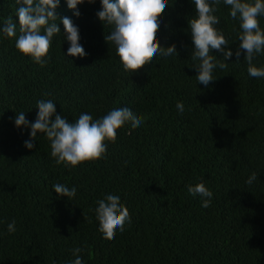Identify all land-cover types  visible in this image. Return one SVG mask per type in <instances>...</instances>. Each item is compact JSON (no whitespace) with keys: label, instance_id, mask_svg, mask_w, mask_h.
I'll return each instance as SVG.
<instances>
[{"label":"trees","instance_id":"trees-1","mask_svg":"<svg viewBox=\"0 0 264 264\" xmlns=\"http://www.w3.org/2000/svg\"><path fill=\"white\" fill-rule=\"evenodd\" d=\"M168 3L157 36L179 55H157L130 73L104 39L112 26L96 16L100 0L79 4V17L61 0L57 13L78 26L87 55H65L70 45L57 20L61 32L43 67L15 47L16 0H0V26L9 16L17 22L16 37L0 35V264H69L76 247L83 264H264V78L248 74L243 52L236 60L240 23L221 0L215 27L233 55L208 87L198 84L188 29L194 4ZM258 19L264 30V16ZM253 62L264 66V54ZM42 99L69 122L129 107L142 123L119 128L103 158L66 167L44 134L28 149L30 128L14 124L19 112L34 122ZM199 182L213 192L208 208L187 191ZM56 183L76 187L75 197L58 196ZM107 194L120 196L131 216L114 239L98 231L95 214ZM13 220L17 230L9 234Z\"/></svg>","mask_w":264,"mask_h":264},{"label":"clouds","instance_id":"clouds-1","mask_svg":"<svg viewBox=\"0 0 264 264\" xmlns=\"http://www.w3.org/2000/svg\"><path fill=\"white\" fill-rule=\"evenodd\" d=\"M61 0H16L19 7L16 11L19 24V36L15 40L16 49L23 55L30 56L34 62L43 67L47 60L54 35L61 29L57 20L62 22L64 39L69 42L66 56L84 58L87 53L79 43V28L71 18L61 17L57 13ZM94 3L95 0H87ZM67 7L74 11V15H81L78 5L85 0H66ZM196 15L188 20V29L194 45L191 59L195 63L198 84L208 87L213 78V70L227 68L228 59L233 51L227 46L230 44L223 33L215 26L220 23L214 14L221 0H192ZM230 6L229 15L232 20H239L240 33L238 47L235 51L236 60L243 52V59L247 62V71L251 77L264 78V66L257 67L254 59L264 54V30L261 29L258 17L264 16V0H223ZM101 9L96 16L105 25L112 26V31L104 35L105 41L116 46L124 71L135 72L152 62L157 55L169 57L179 55L175 43L161 45L158 40L161 17L168 8V0H100ZM167 27V25H166ZM17 22L9 16L0 26V35L6 38L16 37ZM213 50L223 53L218 59ZM47 95V94H46ZM38 112L34 122H30L25 112L16 113L14 124L30 128V139L24 142L28 149L35 147L34 140L37 133L44 134L51 142V156L57 164L66 167H76L81 162L94 161L106 154V141L115 142L117 130L126 122L131 121L133 128L138 127L142 120L137 117L131 108L120 107L110 110L103 117L93 120L88 113L80 114L75 122H69L65 117L56 114V104L51 100H38ZM177 111L184 112L183 102H177ZM54 116V119L52 117ZM253 172L247 179L252 184L257 179ZM58 196H66L69 200L75 197L77 189H71L64 184L52 185ZM187 191L192 196L201 198V206H211L213 192L203 182L189 185ZM95 208L96 219L99 222L98 231L105 239H114L117 229L124 231L125 224L131 223L128 208L121 202L120 196L107 194L97 201ZM16 221L7 225L9 234L16 232ZM82 248L72 249L75 259L69 264H83L79 255Z\"/></svg>","mask_w":264,"mask_h":264}]
</instances>
